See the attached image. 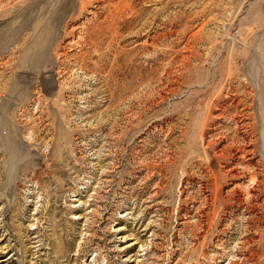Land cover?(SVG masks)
Returning a JSON list of instances; mask_svg holds the SVG:
<instances>
[{
	"label": "rangeland",
	"instance_id": "obj_1",
	"mask_svg": "<svg viewBox=\"0 0 264 264\" xmlns=\"http://www.w3.org/2000/svg\"><path fill=\"white\" fill-rule=\"evenodd\" d=\"M0 264H264V0H0Z\"/></svg>",
	"mask_w": 264,
	"mask_h": 264
},
{
	"label": "bare ground",
	"instance_id": "obj_2",
	"mask_svg": "<svg viewBox=\"0 0 264 264\" xmlns=\"http://www.w3.org/2000/svg\"><path fill=\"white\" fill-rule=\"evenodd\" d=\"M34 228H37V226H35ZM33 243L35 242V241H32Z\"/></svg>",
	"mask_w": 264,
	"mask_h": 264
}]
</instances>
